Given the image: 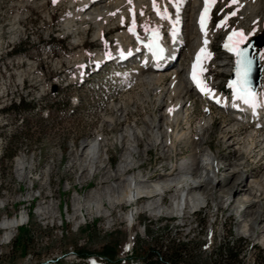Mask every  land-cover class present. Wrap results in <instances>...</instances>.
Segmentation results:
<instances>
[{
    "label": "rangeland",
    "instance_id": "obj_1",
    "mask_svg": "<svg viewBox=\"0 0 264 264\" xmlns=\"http://www.w3.org/2000/svg\"><path fill=\"white\" fill-rule=\"evenodd\" d=\"M72 1L74 5L70 0H56L55 3L53 0H0V264H90L91 261L146 264L151 259L168 264L159 256L165 257L172 248L179 249L182 254L179 264H218V250L226 243L238 251L239 264H257L261 260L264 264L261 241L264 186L261 197L253 199V196L247 209L240 208V203L246 202L251 178L252 182L258 179L264 185V123L257 126L240 122L239 126L231 112L222 111L208 101L205 105L201 98L191 93L187 96L192 102L189 112L193 133L188 140L193 141L198 136V130L207 120L205 127L209 128V134L202 153H211L210 147L218 159L228 165L225 171L222 163L219 179L207 184L208 191L213 187L223 188L230 193L231 204L223 203L227 200L225 193L217 194L215 189L212 190L215 198L208 200L205 208L191 213L194 209L188 206L185 215L184 212L150 214L146 207L152 199L141 197L136 204L123 202L112 207L106 203L104 212L85 211L86 217L75 216L79 204L111 193V183H103L102 168L114 174L133 145L136 159L132 167H136L125 178L134 174L146 179L154 175L158 178L167 169L163 168L167 162L188 156L190 148L182 141L176 142L174 150H163L165 143L159 140L146 152V146L137 148L128 137L122 139L137 127L146 129L145 120L148 123L152 119L159 121L160 101L152 98L150 90L140 82L137 74H133L141 68L131 61L118 66L101 62L99 70L92 71L102 59L99 55L105 57L115 53V35L105 31L102 40L96 41L91 28L83 34V44L79 42L78 45L73 35L64 29L65 19L78 9L77 0ZM256 1L238 0L241 12L226 19V28H236L238 34H243L239 45L250 42L253 37L259 43L264 42V19L261 22L259 11L262 3L258 1L256 14L247 11L252 4H257ZM220 2L214 5L211 14L213 31H216L213 47L218 54L223 52L224 34L217 27L226 10ZM135 5L137 26L141 33L146 32L151 24L147 20L139 23V8L147 18H152L154 2L136 1ZM155 6L161 15L172 12L170 6L162 7L158 0ZM189 25L190 32L185 36L195 37L191 35V31L196 32L194 22ZM162 31L165 32L163 28ZM190 42L178 59V68L183 72L187 67L186 58L189 60L191 52L195 51L194 41ZM17 47L28 50L15 52ZM255 49L258 52L253 56L258 59L263 77L264 45L255 46ZM234 67L235 63L225 75L215 71L212 62L206 61L207 79L214 82L217 91L226 89ZM260 81L263 88L264 79ZM19 97L34 103L35 109L22 117L2 111ZM26 128L33 135L31 140L19 148L10 164L1 163L4 137ZM179 128L180 133L187 131L183 121ZM157 132L155 136L162 137L161 132ZM99 133L104 134L100 138H104L106 147L99 151L102 171L94 176L95 166L89 164L88 170L83 171L79 156L87 153V146ZM144 139L150 143L147 137ZM228 140L234 142L232 148L228 147ZM18 158L25 161L26 170L18 167ZM226 173L231 177H224ZM176 194L175 189L167 191L160 203L171 207V199ZM133 209L138 215L130 227L126 215ZM42 212L51 217L43 219ZM22 215L26 222L5 241L2 222ZM245 224H250L252 230L244 233Z\"/></svg>",
    "mask_w": 264,
    "mask_h": 264
},
{
    "label": "bare ground",
    "instance_id": "obj_2",
    "mask_svg": "<svg viewBox=\"0 0 264 264\" xmlns=\"http://www.w3.org/2000/svg\"><path fill=\"white\" fill-rule=\"evenodd\" d=\"M136 1L145 0H77L78 9L74 10V12L69 14L65 19L64 29L69 34L73 35L74 40L76 43H78V45L80 43V45L83 44V34L91 28L94 31L93 38L96 41H101V38L106 32L112 34L114 33V40L116 43L114 51L116 53V57L122 51L130 50V52H134L136 51L137 46H132L131 42L127 44L125 43L129 41V29L137 25V20L135 19L136 9L134 8V6H136ZM150 1L154 2V0ZM159 1L162 7H166L167 5L170 6L172 12L166 14L163 13L164 15H161L160 11L157 10L158 8H156L154 5L151 7L152 18H147V15L144 12L142 13V8H139L141 9V19L139 20V23L142 24L147 20L151 24V27L146 32L142 33L144 35L154 34L162 38V36H164L162 31L163 28L164 30L177 32L179 37L185 38V41L178 48L177 59L175 61H169L168 64H170V66H164V68L158 70H154L150 67H142L140 70H135V72H133V74H137L140 82L150 90L152 98H158L156 100L158 102L160 101L158 109L161 110V117L159 121L156 119L150 120V123H148L149 121L145 120V125L147 127L146 129L137 127L132 134H126L122 139L126 140L128 137V141H130L132 144H136L137 148H144V146H146V152H149L151 147L155 146L156 142L159 140L165 143L162 146L163 150L167 148L174 150L176 142L178 143L185 141V146L190 148V154L184 158H180L175 162L174 160H172V162H167L163 167L167 169L162 171L158 178L154 175L146 179L135 174L125 178L126 174L130 173V171H135L136 167H132V164L136 159L135 147H133V145V149L132 147L129 149L128 156L124 160L120 161L117 170L114 171V174H111L110 171H105L106 167L102 168L104 171L102 175L104 181H102L103 183H111V193H104V195L99 196L98 200L90 201L86 204H79L75 216L82 214L83 217H86L84 215L85 211L87 213L95 211L96 213L104 212V210L107 209L106 203L112 207L117 204H122L123 202L136 204V201L141 197L152 199L146 207V209L151 212H149L150 214L156 216L161 213H172L173 215L184 212L185 215V210L188 206L196 210L202 206L204 202L207 203L208 200H213L215 198L212 190H215L216 187H213L210 189V191H208L207 184H213L217 178L219 179L218 173L222 169L220 166L223 162L218 159V156L212 152V148L210 147L208 149L211 153H202V148L206 144L207 136L209 134V128L205 127L207 120H205V123L198 130V136L195 137L193 141H191L190 138L188 140V136L193 133V126L190 121L189 112L192 102L187 96L190 90L188 85H186L187 83L185 81L183 69L178 68V59L180 54H184L185 48L191 43L190 41L193 40L195 47L194 52L200 53L203 57L200 68L205 72L207 77L208 73L205 68L206 61L212 62L215 71L226 75L233 67L236 54L234 51H229V48L225 47V45L223 46V52H221V54H218L213 47V40L215 38L216 31H213L211 14L214 5L216 3L218 4L219 0H208V10L206 13L201 15L199 14V10L202 5L206 6L205 0H158V2ZM220 1L226 10L224 11L222 19L219 21L217 30H221L226 26L227 20L224 17L226 13H228L230 10L234 11L235 13H240L242 10L238 0H236L235 3L233 0H231V2H226V0ZM258 1L262 3V9L259 10L261 11L260 15H262V22L264 19V0ZM258 1H256V5L252 4L250 8L248 7L249 9L247 8L249 13H255L257 11L259 5ZM69 3L74 5L72 0H70ZM196 7L198 8L195 9ZM244 14H246V12ZM202 15L204 18L203 23L208 22L209 26L206 27L203 32H199L198 29L201 27ZM253 18H255V16H253ZM189 20H191L190 22H194V28H196V32L194 33L191 31V35L195 34V37L185 36L186 33L190 32V22H188ZM205 41H207V43H205ZM257 41L258 39H256V42ZM228 46L234 48L237 51V43H233ZM202 48L204 49L203 52H201ZM113 55H107L105 57L99 55L98 58L102 59L97 61L96 65H100L101 62H110V60L114 58ZM234 75L237 77L241 85L247 86L253 84L250 71H248L247 75L245 76V72H242V70H240V73L238 74L236 68L233 73V76ZM262 78L264 79V74L262 77L261 72V80ZM206 84L210 91H216L214 82L207 79ZM208 102L213 103L214 106L222 111H228L231 113L233 111L230 108L226 109L218 107L212 100H209ZM209 113L211 114V112ZM122 114L125 115V110H123ZM125 117L127 120V115H125ZM235 120L237 123H240L239 119L236 118ZM182 121L184 122V125L187 126V131L184 130V132L180 133L179 127ZM155 131L161 132L162 137H156L154 134ZM100 136L104 137V134L99 133L98 137L87 146V153H83L79 156L81 157L80 168L83 171L87 169L89 164H93L95 166L96 169L94 176L96 172L99 171L100 173L101 163L103 162L101 155H99V151H102V148L106 147V145L103 144L104 138L101 139ZM145 137H147V140H149L150 143L145 141ZM228 141V147L232 148V146H234V142H230V140ZM172 155H175V151L172 153ZM17 161L18 167L21 170L27 169L25 161H23L22 158H18ZM74 166L75 165H73V167ZM227 166V164H224L223 170H228L225 169ZM141 167L142 166L140 165L137 168L140 169ZM228 174L230 173H226V176L224 175V177H231V175ZM252 183L253 184H251L247 190L248 196L245 197L246 202H244V204L240 203V208H242V211L249 207L251 204L249 200L253 196V199L257 198L258 196H262L264 186L262 182L256 179ZM174 189L177 191V194L173 195L174 197L171 199V207H165L163 205L164 203H160V201L163 200L162 195H164L167 191H172ZM222 189H216L217 194L225 193L224 196L227 200H225L223 203L227 204L228 201L231 200V196L230 193H226V191L224 189L222 191ZM259 189L261 190L259 194H255ZM188 190L192 191L188 193ZM194 191V195H191V193ZM156 196H159V199H156ZM136 214L137 213H135V209H133L131 213H128L126 215L127 222L132 223V220L136 219ZM40 216L43 217V219L51 217V215L47 212L40 213ZM24 218L25 216L23 215L16 216L14 218H7L2 222L1 227L5 232V241L11 238L13 231L16 228H19L20 222H22ZM255 225L258 226V223L256 222ZM250 230H252L250 228V224H245L243 227V232L246 233ZM261 241L264 244V235Z\"/></svg>",
    "mask_w": 264,
    "mask_h": 264
},
{
    "label": "trees",
    "instance_id": "obj_3",
    "mask_svg": "<svg viewBox=\"0 0 264 264\" xmlns=\"http://www.w3.org/2000/svg\"><path fill=\"white\" fill-rule=\"evenodd\" d=\"M28 49L22 47H17L15 49V52H25ZM54 104V102H52ZM56 104V103H55ZM54 104V105H55ZM68 104V102H67ZM36 105L25 98L19 97L17 102H11L7 107L2 108V111H10L15 116L22 117V114L25 112H30L35 109ZM25 119L22 118V121ZM27 122H25L26 124ZM28 128L25 129V131L22 130H15L12 132L8 137H4V145L3 150L1 154V163H7L10 164L12 158L16 155L19 148L23 145H25L26 141L31 140V136H33L28 130ZM30 130V129H29ZM15 158V157H14ZM9 168V167H8ZM180 250L177 248H172L171 250L167 251V255L159 256L160 260L167 261L168 264H179L180 263V257H181ZM218 264H239V254L238 251L232 247L229 246L228 243L224 244L223 247H221L218 250ZM216 259V256L214 257ZM146 264H160L159 260H148ZM257 264H263V261H257Z\"/></svg>",
    "mask_w": 264,
    "mask_h": 264
},
{
    "label": "snow or ice",
    "instance_id": "obj_4",
    "mask_svg": "<svg viewBox=\"0 0 264 264\" xmlns=\"http://www.w3.org/2000/svg\"><path fill=\"white\" fill-rule=\"evenodd\" d=\"M53 2L55 3L56 0H53ZM233 2L235 3L236 0H233ZM207 3H208V0H205V4H206V8L205 10H207ZM154 5H155V0H154ZM232 15H235V12L232 13ZM203 15L201 16V27L203 29ZM129 31H133V29H129ZM240 35H243L242 33ZM232 37L230 36L229 37V40H231ZM205 43H207V41H205ZM225 47H228L229 48V51H234L235 54L238 56V59H237V73L239 74L240 73V65L243 63L246 68L250 71L251 69V64H252V61L251 59L248 58L247 56V53L245 51H236L234 48H231L229 47L228 45H225ZM150 51H153V55H158L159 52H162L163 49L162 48H157V50H153L150 46ZM204 49L202 48L201 49V52H203ZM264 58V57H262ZM197 60L199 61L200 60V57L199 55L197 56ZM247 75V72H245V76ZM193 79L195 80L196 79V73H195V65H194V70H193ZM231 86V85H230ZM203 90V89H202ZM210 91V90H209ZM241 91L245 92V95L241 96L239 94H237V98L238 99H242L243 102L245 104H249L251 107H255L256 106V99H255V96L248 93L246 89H241Z\"/></svg>",
    "mask_w": 264,
    "mask_h": 264
},
{
    "label": "water",
    "instance_id": "obj_5",
    "mask_svg": "<svg viewBox=\"0 0 264 264\" xmlns=\"http://www.w3.org/2000/svg\"><path fill=\"white\" fill-rule=\"evenodd\" d=\"M256 39L257 38L252 39V41L249 43V45L243 46L239 50V51H245L247 53L248 58L251 59V61H252L250 73L254 79V84L251 87H245L244 85L240 84V82L238 81L237 77H235V75L231 78V81L237 85L238 89L241 90L243 88V89H246L247 92H251V93L254 92V90L258 84L259 73H260V68L258 67L257 59L253 58V56H252L254 51H255L254 45L256 44L257 46L260 47L264 44V42H262V43L256 42ZM240 70H242V72H248L249 71L243 63L240 65Z\"/></svg>",
    "mask_w": 264,
    "mask_h": 264
}]
</instances>
